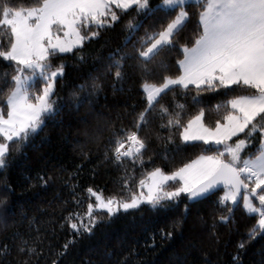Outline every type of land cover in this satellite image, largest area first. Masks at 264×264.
<instances>
[{"label":"snow or ice","instance_id":"1","mask_svg":"<svg viewBox=\"0 0 264 264\" xmlns=\"http://www.w3.org/2000/svg\"><path fill=\"white\" fill-rule=\"evenodd\" d=\"M190 7L200 10L196 36L189 45L181 43L180 37L190 20ZM158 13L168 17L167 22H160L159 30L146 33L139 47L133 45L131 52L125 51L131 43V34ZM126 17H129L126 22L129 35L123 46L111 50L94 67L96 75L89 74L83 83L76 85L78 92L73 95L84 93L76 104L77 111L85 105L91 108L94 103L91 97L98 95L109 81L114 91H123L115 85L140 77L146 105L133 110L130 126L116 127L106 117L102 127L86 129V134L97 143L104 132H109L104 143V159L123 171L121 191L127 195L105 196L89 186L87 211L68 209L61 228L67 227L74 235H91L103 216L111 220L143 206L175 214L183 203L184 212L174 221V226H178L186 218L189 203L199 204L222 192L217 204L228 214H221L219 222L226 224L232 220L238 198H242L244 210L254 214L255 219L247 240L257 236L264 239V0H194V3L190 0L155 3L153 0H35L27 6L0 0L3 30L0 35L7 37L6 43L0 39V63L7 62L5 67L14 69L10 80L5 72L0 81V91L9 89L6 111L0 107V168L7 166L13 145L26 144L42 130L48 118L64 111L66 105L61 102L56 87L66 76L69 65L65 61L87 63L91 52L86 49L94 43L99 47L108 44L107 40L100 43L103 33L114 30ZM178 45L182 58L177 60L176 73H169L162 65L165 72L159 80L154 79L156 70L150 67L151 62ZM176 88L186 92L195 90L194 104H200L198 97L209 91L224 89L235 93L238 88L251 91L232 95L217 104L216 111H223L213 126L206 123L203 107L185 122L182 111H174L162 103L163 97ZM185 107L177 105L180 110ZM157 110L160 123L156 132L159 137L161 130H167L165 143L174 142L178 135L184 145L201 142L209 148L173 170L153 165L135 182L124 165L131 159L144 167V156L152 140L149 129L154 125ZM102 116L97 112L93 118ZM82 122L90 125L88 118ZM37 179L47 186L52 178L39 175ZM71 195L78 206L80 201L74 188ZM11 211L6 193L0 195V216L6 217ZM200 219L203 222V217ZM215 227L213 224L212 228ZM160 233L162 239L173 235L164 229ZM17 239L16 251L26 257L23 264H28L40 246L36 240L30 245L22 236ZM73 243L74 240L65 242L60 255H65ZM245 246V241L238 245L241 249ZM10 254L7 245H0V264H7L6 257ZM233 261L238 264V254ZM52 264L58 261L53 260Z\"/></svg>","mask_w":264,"mask_h":264},{"label":"trees","instance_id":"2","mask_svg":"<svg viewBox=\"0 0 264 264\" xmlns=\"http://www.w3.org/2000/svg\"><path fill=\"white\" fill-rule=\"evenodd\" d=\"M34 2L13 0V3L22 6ZM199 10L189 8L191 16L181 33V43L190 45L195 39ZM127 19L129 17L114 30L103 33L100 43L107 40L108 44L99 47L94 43L86 49L91 52L87 63L80 64L75 59L65 61L69 65L66 76L56 87L61 102L66 105L64 111L48 118L42 130L26 144L13 145L7 166L0 168V195L6 193L8 206L12 209L6 217L0 216V245H7L11 251L6 257L7 264H23L26 259L16 251L17 237L21 236L28 239L30 245L36 240L40 246L37 255L28 264H52L53 260L58 264H204V261L234 264L233 257L237 254L238 264H264V239L257 236L254 240H247L248 230L255 224V219L254 214L243 209L242 198L234 208L232 220L226 224L219 222L221 214H228L217 204L221 192L202 203H189L186 218L178 226H174V221L184 212L183 203L175 214L143 206L141 210L121 214L111 220L103 216L91 235H74L67 227L61 228L68 209L81 213L87 211L90 200L86 189L89 186L102 191L105 196L127 195L121 191L123 171L104 159V143L109 138V132H104L97 143L86 134V129L102 127L106 117L111 118L116 127L130 126L133 110L146 105L140 77L137 75L123 85H115L116 88L122 87L123 91H114L109 81L98 95L91 97L94 102L91 108L85 105L77 111L76 104L84 93L73 95L78 92L76 85L83 83L89 74L96 75L94 67L103 62L111 50L123 46L125 37L129 35ZM167 20L168 17L162 13H158L156 18L146 19L143 27L131 34V43L124 50L131 52L133 45L139 47L146 33L159 30L160 22L166 23ZM2 31L0 29V33ZM0 39L7 42L6 36L0 35ZM181 58L179 45L171 52H162L150 65L156 70L154 79L159 80L165 67L169 73H176L177 60ZM6 63H0V81L4 79L5 72L9 80L13 74L14 69L6 68ZM250 91L243 88H238L235 93L224 89L209 91L198 97L200 104H194L192 97L196 95L195 90L186 92L176 88L163 97L162 103L174 111H182L185 122L189 115H194L203 107L206 123L214 126L223 111H216L217 104H222L232 95L248 94ZM8 93V88L0 91V107H4L5 111ZM181 104L186 106L183 110L177 108ZM97 112L103 114L99 119L93 118ZM85 118L89 119L90 125L82 122ZM159 123L157 110L154 125L149 129L152 140L144 156V167L131 159L125 162L124 168L135 182L143 178L153 165L173 170L209 148L201 142H195L194 146L184 145L178 135L174 142L165 143L164 137L168 132L161 130L158 137L156 128ZM39 175L52 179L45 186L37 179ZM73 188L77 193L76 199L80 201L78 206L71 195ZM255 203L258 204L257 201ZM213 224L216 225L214 229ZM160 229L172 231V237L162 239ZM71 240L74 243L61 256L62 246ZM241 241L246 242L243 249L238 247Z\"/></svg>","mask_w":264,"mask_h":264},{"label":"rangeland","instance_id":"3","mask_svg":"<svg viewBox=\"0 0 264 264\" xmlns=\"http://www.w3.org/2000/svg\"><path fill=\"white\" fill-rule=\"evenodd\" d=\"M190 2H193L194 3V0H190ZM208 146V145H207ZM220 195H222V192L220 193ZM258 202V201H257ZM231 204V202H229ZM241 204H242V207H243V201L241 200ZM244 209V208H243Z\"/></svg>","mask_w":264,"mask_h":264},{"label":"water","instance_id":"4","mask_svg":"<svg viewBox=\"0 0 264 264\" xmlns=\"http://www.w3.org/2000/svg\"><path fill=\"white\" fill-rule=\"evenodd\" d=\"M240 199H241V198H238L239 202H240Z\"/></svg>","mask_w":264,"mask_h":264}]
</instances>
